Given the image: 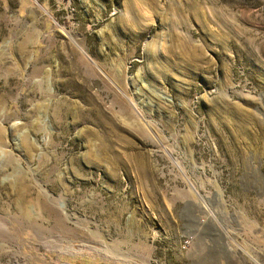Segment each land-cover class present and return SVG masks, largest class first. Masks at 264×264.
Masks as SVG:
<instances>
[{"label":"rangeland","instance_id":"1","mask_svg":"<svg viewBox=\"0 0 264 264\" xmlns=\"http://www.w3.org/2000/svg\"><path fill=\"white\" fill-rule=\"evenodd\" d=\"M0 264H264V0H0Z\"/></svg>","mask_w":264,"mask_h":264},{"label":"bare ground","instance_id":"2","mask_svg":"<svg viewBox=\"0 0 264 264\" xmlns=\"http://www.w3.org/2000/svg\"><path fill=\"white\" fill-rule=\"evenodd\" d=\"M134 105V104H133ZM65 209V208H64ZM56 224V223H55ZM58 224V223H57ZM33 225H34V228H36V226H35V224L33 223ZM42 228V227H41ZM38 229V228H37ZM42 231H44V229L42 230Z\"/></svg>","mask_w":264,"mask_h":264}]
</instances>
